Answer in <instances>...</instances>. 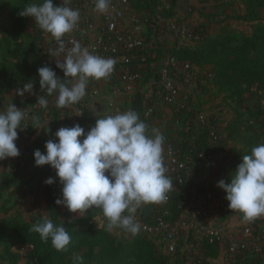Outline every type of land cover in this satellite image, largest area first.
Instances as JSON below:
<instances>
[{
  "label": "trees",
  "instance_id": "1",
  "mask_svg": "<svg viewBox=\"0 0 264 264\" xmlns=\"http://www.w3.org/2000/svg\"><path fill=\"white\" fill-rule=\"evenodd\" d=\"M160 1L163 2V4L168 5L167 9L159 11L161 14L171 16L176 12L175 8L179 5L180 7H178L177 10H182L185 15L184 17H181V20L176 24V27L178 26L177 29H169L171 34L179 36L181 39H186L187 42H189L188 45L200 44L203 42V47L198 45L199 47L197 46L198 49L196 51L184 48L183 45L180 44L182 42L174 43V46H172L168 52L172 62H194L199 58L205 59L206 61H215L218 59L221 61L223 60L212 76H214L215 84L219 89L235 88L233 89V94L240 91V85H238V82L241 84L242 82L239 80L245 82L247 87L252 84L262 83L264 61L255 60L253 57L263 56L262 58L264 60V21H261L258 25L254 26L250 35L237 40L231 36L225 35L209 38L206 37L204 27L200 25L192 26L185 18L189 17L190 13L195 15L196 11H201V14L205 12L207 13L209 2L212 0H146L148 4L147 8L151 10L149 4L151 2L159 3ZM244 1H246L247 7L251 10L256 5L264 4V0ZM28 2H31L32 4H42L43 0H0V94L11 88L20 85L22 86L27 82H33L34 90L32 91V96L34 101L37 102V98L44 95L48 100V107L45 109L39 106L34 112V118H39V115H43L40 125L43 129H34L31 126L34 122V119H32L29 122L26 120L27 128L24 130H17L18 139L16 140V144L19 148L20 155L18 157L6 158L5 160L0 161L1 164L7 166L10 165L11 168L14 166V169L6 168L3 170L0 187L10 186L11 183L24 178L32 179L34 177H39L43 180H46L49 177L55 178V170L50 166H35L33 157L34 151L39 149L41 152H44L45 142L48 140H54L55 132L61 127H71L77 123L83 127L86 123L87 117L86 107L84 105L86 100L84 97L77 104L71 105L68 108H57L55 104L56 94L48 96L46 90L44 92L41 91L39 76L37 74L38 68L49 66L56 72L58 77L63 79L64 76L62 70L56 67L55 62L50 63L47 60L46 51L49 50V45L45 40V36H43L44 31L35 24L32 17H22L19 15V13L23 11V8L31 5L29 4L25 6ZM185 3H188L186 4L187 6L184 5ZM57 4L58 2L54 3L55 6H57ZM253 12L254 11H252V13ZM149 17L151 19V25L146 33V43L135 53L146 57V62L144 63L142 70L143 77L141 82L149 80L150 77L147 78L146 75L148 73L154 80H152V84L148 91H138L134 94L132 105L130 107V110L136 111L148 126L150 121L143 118V111L145 108L144 101H152L154 91L158 88V83L156 82L158 73L155 71L156 65H153L155 61L152 59L151 55L154 52L160 54L165 45V40L162 38L161 44L159 43L156 47L153 46L154 41L158 38L157 35L162 36L163 33L161 31V22L158 21L159 16L151 11ZM27 25H30L29 31L25 30ZM39 31L41 32V37ZM187 34H190L191 37L187 38ZM53 39L54 38L51 37V45L55 47L52 43ZM228 56H236L239 63L237 62L231 65L228 62ZM12 59H15V62H11ZM191 62L189 63L192 65ZM116 67L117 63H115L114 70L110 74L109 79H111L110 77L113 78ZM230 68L232 71L228 72ZM203 71L207 72L206 70ZM211 79L213 80V77L209 78V83L212 87L213 82ZM149 91H152V94L149 95ZM198 99L200 100L201 97ZM190 100L191 97L189 101ZM51 101L53 102V105L49 104ZM200 103L201 102L198 100L197 103L191 102L189 107H186L183 114H181L178 123L175 122V119L172 116L175 131L172 135L170 134L167 136L163 144V146L168 143L171 144L178 150L180 158L185 160V167L180 171L181 175H183V182L179 184L176 189L170 190L167 193L168 201L164 204V207L170 212L169 218L174 225L185 217V209L186 212H190L195 208V199L200 197L203 191L212 190L216 195L220 193L226 197L225 191L219 187H213V185L203 186V184L200 183L199 179L204 163L202 165V159L198 157L199 152H204L205 155H213L211 151L216 147L221 151L222 157L220 159L223 161L216 159L214 161L213 169L210 168L212 173L218 176L221 165H228L227 167H229L228 169L230 173L228 172L224 179L226 183L231 182L232 174L238 167L236 161L239 160V157L236 158L235 161L232 156L236 149L235 147L229 148L228 146L231 141L234 142L235 139H241L242 137H236V129H231V131H227L225 134L221 132V129L216 126V123L219 122L220 119L219 115L210 113L207 115L204 122L198 121L197 115L202 111L199 108ZM27 106L28 105H25L21 108L24 110ZM240 107L245 111L247 110V113L250 115L247 107L241 105ZM3 110H6V108H3L2 110L0 109V111ZM156 111V117L159 119L160 109H157ZM263 117L264 114H262V118ZM238 120L239 117L234 115L232 119L234 124ZM24 122L25 120L22 122L21 127H23ZM262 122H264V119ZM260 127L250 131L247 127V131L245 130L248 135L247 145H250L251 150L264 143V127L258 130ZM212 129L219 131L221 138L218 139L217 142H214V144L212 142V145H210V131H212ZM247 152H249V149ZM14 162L17 164L13 165L12 163ZM169 177L171 178V176ZM43 185L45 186V190L51 201L55 202L56 199L61 196L62 185L58 179H56V182L51 185L45 184L44 181ZM183 200H186L185 205L182 203ZM149 206V214H146L145 216L143 211L139 208L135 213L136 218L140 217L142 214L145 221L153 223L154 216L159 215L160 206L158 204H149ZM74 218L75 217L72 216V213H70L66 207L63 209L60 217L57 215L50 217L54 224L59 225L64 222L63 226L68 231L71 240L62 251H57L53 248L50 239L47 242L43 241L46 243V250L43 253V257L53 256L60 252L66 254L70 250L80 249L85 244L89 246L90 250L94 247H99V251L101 252L100 258L112 264L121 263L125 259L133 256L134 252L138 253V259L140 261L138 262L140 264H210L209 260L217 257L221 247V244L218 242L209 243L205 240H202L199 246L193 247L195 243L194 232L190 229L179 231L177 236L179 246L173 255L165 253L164 251L162 254L156 252L154 245L148 239L141 240L137 237L134 240H122L115 238L105 227L94 224V221H92L93 216L91 215L88 218ZM41 219L42 218L39 217L37 220ZM257 219L258 220L249 223L252 227V238L255 239L257 243L263 244L260 235L262 234L261 232H264V216L261 217V220H259L260 217ZM85 222H87L86 225H84ZM34 223H26L17 220L9 221L8 219L3 220L0 222V240L8 237L25 238L27 240L26 242L38 245L36 240L41 238L38 233L31 230ZM186 244H193L188 252L183 250V247ZM7 254L10 258L15 257L14 254L9 251H7ZM170 261H172V263ZM222 264H264V245L257 252L251 250H239L234 254L227 256Z\"/></svg>",
  "mask_w": 264,
  "mask_h": 264
},
{
  "label": "clouds",
  "instance_id": "2",
  "mask_svg": "<svg viewBox=\"0 0 264 264\" xmlns=\"http://www.w3.org/2000/svg\"><path fill=\"white\" fill-rule=\"evenodd\" d=\"M68 3L69 0H63L62 6H55L53 0H43L42 4L33 3L19 13L22 17H32L41 30L59 42L57 58L65 52L62 38L73 31L80 19L79 10L66 6ZM94 3L95 11L103 13L108 10L110 0H94ZM62 57L63 61L58 59L56 67L62 70L63 79L49 66L37 69L41 91L46 90L48 96L56 94L57 108H68L81 101L89 80L107 79L116 63L112 58L91 53L79 43ZM32 89L33 82H27L16 90V95L22 97L26 92L32 93ZM36 103L41 108L48 107L44 95ZM25 119V111L13 103L0 111V161L20 155L17 130L28 127H21ZM39 124L36 117L31 126L43 129ZM54 135V140L45 142V151L37 149L33 157L35 166L48 165L55 170V178L45 180V184L51 185L58 179L62 185L61 196L55 203L79 216L99 208L110 233L121 229L136 236L141 230L135 216L137 210L166 201L167 193L174 187L164 165V136L155 128L149 132V126L134 110L96 119L87 133L77 123L59 128ZM217 187L225 191L228 208L240 213L242 222L251 223L264 216V143L242 157L230 183L221 179ZM63 224H54L45 216L31 230L42 241L50 239L52 247L62 251L71 240ZM73 260L82 264L79 256Z\"/></svg>",
  "mask_w": 264,
  "mask_h": 264
},
{
  "label": "built area",
  "instance_id": "3",
  "mask_svg": "<svg viewBox=\"0 0 264 264\" xmlns=\"http://www.w3.org/2000/svg\"><path fill=\"white\" fill-rule=\"evenodd\" d=\"M185 3L184 5L187 6ZM72 9L79 10L80 19L72 32L66 34L63 39L65 53L72 48L76 43L84 45L85 39L82 38L83 32L90 28L88 23V13L94 8V0H72ZM57 6H62V1L58 2ZM102 22V30L94 37L89 49L90 52L104 57L112 58L116 61L117 67L110 77L108 83L110 90L114 94L122 95L131 93L142 79V70L146 57L136 54L135 52L142 48L146 43V33L151 25L150 17L143 15L131 5V0H110L108 10L100 13ZM170 29L176 28V23L169 24ZM47 33L43 32V36ZM187 38L191 37L187 34ZM154 41L153 46L156 47L162 43V36ZM52 43L56 47H60L59 42L55 39ZM155 71L158 73L156 82L158 88L154 91L152 101H144L143 118L148 119L151 123H157L156 110L161 106L167 107L175 122L178 123L181 114L189 107L191 102H196L199 97L207 95L210 92L209 78L211 73L193 67L186 61H171V57L155 66ZM152 91H149V95ZM100 91L97 87H91L87 84L86 95L84 99L99 96ZM191 97V100L189 101ZM39 108L38 103L34 101L31 106L24 109L26 119L23 127H26L27 121L34 119V112ZM128 111V110H125ZM123 111V112H125ZM119 110L116 108V113ZM113 114V112H109ZM122 113V112H121ZM210 113L217 114V111ZM207 111H200L197 115L198 121L204 122L209 115ZM220 118V116H219ZM27 120V121H26ZM209 120V119H208ZM210 123V122H208ZM211 139L217 142L221 138L219 131L212 129L210 131ZM164 165L166 167V175L171 176L173 181V189H176L183 182V175L180 171L185 167V160L180 158L178 150L171 144L163 146ZM198 157L204 163L213 169L214 156L205 155L204 152H199ZM203 165V166H204ZM0 171L7 168V165L0 163ZM213 174V173H212ZM168 197V195H167ZM168 201L159 203V215L154 216V222L149 223L144 221L141 225V230L150 237L155 243L160 244L165 253L173 255L179 246L177 236L179 231L192 229L194 232V245H185L184 251L195 246H199L202 240L209 243L218 242L221 244L222 258L234 254L239 250H251L257 252L264 245V232L260 235L263 244L257 243L252 238V227L249 223H245L237 229H232L229 226V219L238 212L228 208V201L225 197L212 190L203 191L202 195L195 199V208L188 212L185 217L174 225L169 218V210L164 207ZM183 205L186 200L182 201ZM198 257V256H197ZM172 263V261H170Z\"/></svg>",
  "mask_w": 264,
  "mask_h": 264
},
{
  "label": "rangeland",
  "instance_id": "4",
  "mask_svg": "<svg viewBox=\"0 0 264 264\" xmlns=\"http://www.w3.org/2000/svg\"><path fill=\"white\" fill-rule=\"evenodd\" d=\"M29 4L32 3L28 2V4H25V6ZM181 11L182 10L179 12ZM252 11L254 12L252 13ZM177 12L178 11L173 14L176 24H178V21L181 20L180 14L176 15ZM200 12L201 11L195 12L196 18L192 20V24L190 25H200L204 27L206 31V37L209 38L221 37L225 35L231 36L237 40L244 36L250 35L253 27L258 25L259 22L264 21V4L256 5L251 10L247 7L246 1L244 0H212L209 2L207 13H202V15ZM192 16L194 15L190 13L189 17ZM177 27L175 29H177ZM181 40L183 43L180 44L183 45L184 48L190 49L191 51H196L199 46L203 47V42L200 44L198 43L188 45L189 42H187L186 39ZM262 57L263 56H254L253 58L255 60L264 61ZM221 62H223V60L221 61L218 59L215 61H206L205 59L199 58L191 63L194 67L199 68L200 70H206L207 72L211 73L210 77H213V80L211 79L213 85L212 87L210 86V92H207V95L202 96L201 99L210 98V96L216 99L217 103L213 107L214 109L210 110V112L217 111L218 115L220 116L219 122L216 123V126H218L221 129L220 131L224 134L227 131H231V129H236V137H242L241 139H235L234 142L231 141V144L233 145L232 147H235L236 149L234 150V155H232L233 160L239 157L238 161L235 160L239 165L242 162V157L251 153V147L250 145H247V127L249 128V131L252 129H257L260 126L261 127L258 130L264 127V122H262L264 119V117L262 118V114H264V71L262 83L252 84L251 86L247 87L245 82L239 80L242 82V84L238 82V85H240V91L236 94H233V89L235 88L219 89V87L215 84L214 76L212 75H214L216 69L221 65ZM228 62L233 65L234 63H239V60L236 56H228ZM231 71L232 70L230 68L228 72ZM6 92L7 91L4 93ZM4 93L0 94V98ZM88 99L99 102L103 100L101 95L87 98V100ZM197 100L200 101L199 99ZM240 105L247 107L249 109L248 111L250 112V115L247 113V110L245 111L242 109ZM234 115L239 117V120L235 122V124L232 121ZM248 149L250 153L247 152ZM221 157L222 153L219 155V159ZM12 164L16 165L17 163L14 162ZM227 166L228 165H221L220 171L218 173L219 175L217 183L221 179L224 180L228 172L230 173L228 169L229 167ZM7 168L10 169L11 166L9 165ZM3 170L0 171V180ZM44 181L45 180L39 177H34L32 179L24 178L17 181L20 184L13 182L10 184V186L0 187V222L8 219L9 221L17 220L26 223H34L39 217L43 218L47 216L49 219L53 215L60 217L65 207L62 205H57L55 202L50 200L45 190V186L43 185ZM140 210L143 211L146 216V214H149L148 212H150V206H142ZM90 215L93 216L92 221H94V224L106 228L107 221L103 217L102 211L99 208L87 210L84 216H79L76 213H72V216L75 218H88ZM261 217L259 220H261ZM136 219L140 225H142V223L145 221V218L142 214ZM86 223L87 222H85L84 225H86ZM110 234L115 238L122 240H134L137 237L141 240L148 239L154 245L156 252L163 254L162 246L155 243L154 241H151L152 239L148 237L142 230H140L136 236H131L130 234L123 232L121 229H114V231ZM26 241L27 240L25 238L11 237L0 240V264H76V262L73 260L74 256L81 257L82 264H112L100 258L101 252L99 251V247H94L92 250H90L89 246L84 244L80 249L70 250L66 254L60 252L59 254L53 256L43 257V253L46 250L45 242L39 239L36 240L38 245H35ZM7 251L14 254L15 257L10 258L7 254ZM138 256V253L134 252L133 256L125 259L119 264H140Z\"/></svg>",
  "mask_w": 264,
  "mask_h": 264
},
{
  "label": "crops",
  "instance_id": "5",
  "mask_svg": "<svg viewBox=\"0 0 264 264\" xmlns=\"http://www.w3.org/2000/svg\"><path fill=\"white\" fill-rule=\"evenodd\" d=\"M60 1H62V3H63V0H53V3H57ZM71 2H72V0H69V3L66 6L72 7ZM154 2L153 3L151 2L149 4V6L151 7V10H149L147 8L148 4H147L146 0H131L132 6H134V8L137 11H139L140 13H142L143 15L149 16V15H151V11H153V13H156L159 16L158 21L161 22V27H162L161 31L163 33L162 36H163V39L165 40V45L163 46V49H162L160 54H156L154 52L151 55L152 59L155 61L153 63V65H156L157 67H159L160 64L165 63V61L170 58V55L168 52L170 51L172 46H174V43H180V42H182V40L179 36H175L169 32V29H170L169 24L176 21L175 18L173 17L174 15L167 16V15H163L159 12V11H163V10L167 9L168 5L163 4V2H161V1L159 3H154ZM178 7H180V6H178ZM178 7L175 8L176 11H178L177 10ZM179 11L177 12L176 15L180 14L181 17H184L185 15L183 14V12L182 11L179 12ZM194 18H196L195 15L192 17H186L185 19L187 20V22L189 24H191L192 20ZM88 23H89L90 28L85 30L83 32V35H81V36H82V38L85 39L84 45L82 47L87 48L90 51L89 46H90L91 42H93L94 37L103 28L102 22L100 20V12L95 11V6L88 13ZM25 30L29 31L30 25H27L25 27ZM65 36L63 37V39L65 38ZM40 37H41V32H40ZM51 37L52 36L50 34H47V36H45V40H46V42H48V45H49V50L46 51L47 60L50 63H52V62L57 63L58 59L62 62L63 61L62 56L66 53L65 52L62 53L61 57H58V58L56 57L55 51L58 49V47H56V46L54 47L53 45H51ZM19 41H20V39H19ZM11 62H15V59H12ZM146 75H147V78L150 77L149 80H144V82L140 81L139 83H137L136 87L134 88V90L131 93L122 94V95L112 93V91L110 90L109 83H108L109 77L107 79H101L99 81L90 79L88 84L91 85V87H97L99 89L101 98H103V100H101V102H99V101H95L92 99H88L84 102L85 103L84 105L86 107V112H87L86 123L83 126V128L85 129V133H87V131L92 126H94L96 119L104 118L107 115H115L116 114V108L119 110L120 113L125 111V110H130L134 94L137 93L138 91L146 92L150 89V86L152 84V80H154V79L149 73ZM22 87H23V85L11 88L10 90H8L6 93H4L2 95V97L0 98V109L1 110L3 108H7V106L9 104H12V103L15 104L19 108H21L22 106H25V105H28L27 107L31 106V104L34 102L32 93L26 92L24 94V96H22V97L16 95V90L18 88H22ZM33 90L34 89H32V91ZM210 98H205V99L200 100L201 103L199 105V108L202 111L204 110V111H207L208 113H210V110L214 109L213 107L215 106L217 101L212 96H210ZM96 102L103 105L102 110L97 109V106H95ZM49 104L53 105V102L51 101ZM109 112H113V114H111ZM42 116H43L42 114L39 115V121H40L39 126L41 125ZM149 126H150L149 132H151V129H153V128L158 129L159 132L164 136L165 139L167 138L168 135H170V134L172 135L175 131V127H174V123L172 120L171 111L167 107L161 106L160 118L158 119V122L157 123H151L150 122ZM165 139H164V142H165ZM212 142L214 144V141L212 139H210V142H209L210 145H212ZM232 146L233 145L230 143L228 147L231 148ZM211 147H213V146H211ZM218 150L219 149L216 147V148L212 149V151H211L215 160L219 159V155L221 154V151L220 150L218 151ZM217 180H218V176L216 174L215 175L212 174L210 165L208 166L207 164H205L202 171H201V175H200V179H199L200 183H202L203 186H208V185L212 186L213 185V187H216L217 186ZM187 213L188 212H186V209H185V215ZM243 224H244V222H242V216L240 213H237L236 215L232 216L231 219H229V226L232 229H237V227H240ZM224 261H225V259L222 258V250L221 249H219V253H218L216 258L214 257V258H211L209 260L210 264H222Z\"/></svg>",
  "mask_w": 264,
  "mask_h": 264
},
{
  "label": "water",
  "instance_id": "6",
  "mask_svg": "<svg viewBox=\"0 0 264 264\" xmlns=\"http://www.w3.org/2000/svg\"><path fill=\"white\" fill-rule=\"evenodd\" d=\"M95 106H97L98 110H102L103 109V105L98 103V102L95 103Z\"/></svg>",
  "mask_w": 264,
  "mask_h": 264
}]
</instances>
